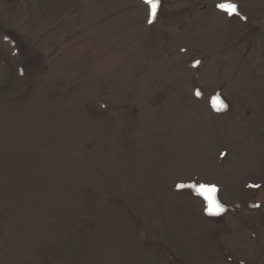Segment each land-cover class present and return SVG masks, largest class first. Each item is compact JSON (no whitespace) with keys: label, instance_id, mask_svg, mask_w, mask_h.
Instances as JSON below:
<instances>
[{"label":"rangeland","instance_id":"rangeland-1","mask_svg":"<svg viewBox=\"0 0 264 264\" xmlns=\"http://www.w3.org/2000/svg\"><path fill=\"white\" fill-rule=\"evenodd\" d=\"M149 15L145 0H0V264H264V0ZM233 74L230 116L175 112L192 79Z\"/></svg>","mask_w":264,"mask_h":264},{"label":"snow or ice","instance_id":"snow-or-ice-1","mask_svg":"<svg viewBox=\"0 0 264 264\" xmlns=\"http://www.w3.org/2000/svg\"><path fill=\"white\" fill-rule=\"evenodd\" d=\"M145 3L150 5V15L148 23L151 24L153 22V19L157 15V8L159 4V0H145ZM218 8L224 10L229 16L233 15H239L238 13V7L235 3H223L218 4ZM243 19V17H241ZM199 95V93H197ZM213 106L215 111L220 112L224 109L225 105L219 101V99H216L213 101ZM186 187L185 185H177V188H183ZM187 187H191L188 185ZM198 194L204 197V199L207 201V209L206 212L208 215H219L223 209L219 206V204L216 202L215 199V193L216 188L215 187H208L205 185H200L197 188Z\"/></svg>","mask_w":264,"mask_h":264}]
</instances>
